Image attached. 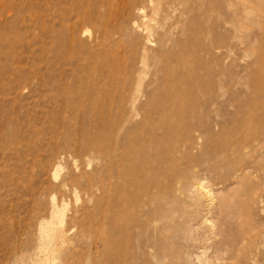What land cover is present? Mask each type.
Instances as JSON below:
<instances>
[{
    "label": "rangeland",
    "instance_id": "obj_1",
    "mask_svg": "<svg viewBox=\"0 0 264 264\" xmlns=\"http://www.w3.org/2000/svg\"><path fill=\"white\" fill-rule=\"evenodd\" d=\"M244 183L264 264V0H0V264L235 263Z\"/></svg>",
    "mask_w": 264,
    "mask_h": 264
},
{
    "label": "bare ground",
    "instance_id": "obj_2",
    "mask_svg": "<svg viewBox=\"0 0 264 264\" xmlns=\"http://www.w3.org/2000/svg\"><path fill=\"white\" fill-rule=\"evenodd\" d=\"M169 132H157V136H153V140L157 141V144H159V147H167L168 150L164 152L163 154H160L159 156L156 155L157 159H162L166 157H171V160L173 162V167H176L180 163V159L182 157L180 155L176 156L175 151L177 140L173 137L169 139V142L166 141L165 135ZM162 136H161V135ZM260 132H251V135L254 139H257ZM161 136V137H159ZM159 137V138H158ZM170 146L172 147L170 150ZM173 150V151H172ZM155 158V159H156ZM146 160V157H145ZM147 161V160H146ZM178 163V164H177ZM171 165V166H172ZM151 166H154V163L151 164ZM254 190L250 187L249 183L247 184H241L237 192L233 193L232 197L221 198V210H222V216L220 219V234L223 238V242L225 245L228 246V248L224 249V252L222 254L226 255V259H233L235 260L236 264L240 260H243V256L239 253H237V250L240 248H237L238 245L245 247V241H249L252 237H254L257 233L253 231V226L251 225V221L244 212V209L246 206H248L247 201L242 203L244 198H247V200L251 199L254 195ZM144 196V195H143ZM245 201V200H244ZM230 203V204H229ZM233 204V205H232ZM152 207H155V202H153ZM236 227L239 228V232H236ZM176 232H171L169 237L175 236ZM59 236V235H58ZM168 237V238H169ZM62 238V237H61ZM231 247H234V251L230 250Z\"/></svg>",
    "mask_w": 264,
    "mask_h": 264
}]
</instances>
